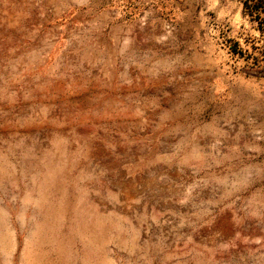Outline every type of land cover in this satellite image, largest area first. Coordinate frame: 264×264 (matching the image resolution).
I'll return each mask as SVG.
<instances>
[{
    "label": "rangeland",
    "instance_id": "obj_1",
    "mask_svg": "<svg viewBox=\"0 0 264 264\" xmlns=\"http://www.w3.org/2000/svg\"><path fill=\"white\" fill-rule=\"evenodd\" d=\"M250 27L238 0H0V264H264Z\"/></svg>",
    "mask_w": 264,
    "mask_h": 264
},
{
    "label": "trees",
    "instance_id": "obj_2",
    "mask_svg": "<svg viewBox=\"0 0 264 264\" xmlns=\"http://www.w3.org/2000/svg\"><path fill=\"white\" fill-rule=\"evenodd\" d=\"M242 15L250 24L244 45L237 39L231 41V52L244 58L250 67L264 73V0H238ZM262 77V76H257Z\"/></svg>",
    "mask_w": 264,
    "mask_h": 264
}]
</instances>
